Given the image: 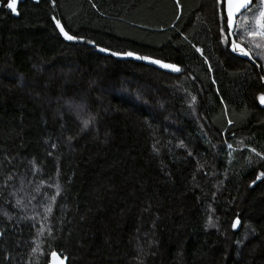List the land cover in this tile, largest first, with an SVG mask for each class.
Wrapping results in <instances>:
<instances>
[{
	"label": "trees",
	"instance_id": "trees-1",
	"mask_svg": "<svg viewBox=\"0 0 264 264\" xmlns=\"http://www.w3.org/2000/svg\"><path fill=\"white\" fill-rule=\"evenodd\" d=\"M6 2L0 264H264V59L216 0Z\"/></svg>",
	"mask_w": 264,
	"mask_h": 264
},
{
	"label": "snow or ice",
	"instance_id": "snow-or-ice-1",
	"mask_svg": "<svg viewBox=\"0 0 264 264\" xmlns=\"http://www.w3.org/2000/svg\"><path fill=\"white\" fill-rule=\"evenodd\" d=\"M216 4L218 6V15L220 19V42L223 43L226 48L230 49L231 53H237L249 59H252L254 50H259L257 55H260L261 58L264 59V0H258L255 5L253 4V0H216ZM4 6L12 13L18 14L17 0H7ZM55 27L59 30V34L63 37L64 41H83V37H79L66 30L60 20H55ZM87 42L93 44L91 40ZM98 51L118 59L147 61L151 64L158 65L160 68L170 69L173 72L180 71L174 64H166L159 59L141 55L131 50L116 51L98 47ZM196 51L200 52L201 50L196 48ZM261 79H264V77ZM258 99L260 104H264V95L259 96ZM83 123L84 126L87 127L89 121L85 120ZM228 147L231 148L232 145H228ZM256 155L260 156V153H256ZM262 178H264V172L257 175L252 184H255L256 181ZM8 179H11V176H9ZM251 186L252 185H250V187ZM58 194L59 190H57V195ZM51 199L54 200L55 197L53 196ZM19 203L20 201L18 200L17 204ZM46 211L51 212V207L49 206ZM238 223L239 220L233 223L232 227L235 228ZM50 255L52 257V264H63V261L58 258L55 251L51 252Z\"/></svg>",
	"mask_w": 264,
	"mask_h": 264
},
{
	"label": "water",
	"instance_id": "water-1",
	"mask_svg": "<svg viewBox=\"0 0 264 264\" xmlns=\"http://www.w3.org/2000/svg\"><path fill=\"white\" fill-rule=\"evenodd\" d=\"M237 54V53H236ZM239 55V54H238ZM243 58H245V59H248V60H251V59H249V58H247V57H244V56H242ZM158 66V65H157ZM159 67V66H158ZM162 69V68H161ZM163 70H165V69H163ZM169 71H171V70H169ZM240 225V222L237 224V227ZM57 256H58V258L60 259V260H62L63 261V264H68L67 263V261H65L59 254H57ZM49 264H52V257L50 258V263Z\"/></svg>",
	"mask_w": 264,
	"mask_h": 264
},
{
	"label": "rangeland",
	"instance_id": "rangeland-1",
	"mask_svg": "<svg viewBox=\"0 0 264 264\" xmlns=\"http://www.w3.org/2000/svg\"><path fill=\"white\" fill-rule=\"evenodd\" d=\"M160 68V67H159ZM162 69H165V68H162ZM165 70H170V69H165Z\"/></svg>",
	"mask_w": 264,
	"mask_h": 264
}]
</instances>
